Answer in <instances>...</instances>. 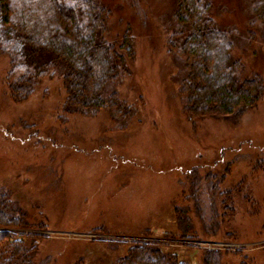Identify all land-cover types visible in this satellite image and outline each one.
I'll return each mask as SVG.
<instances>
[{"label":"rangeland","instance_id":"obj_1","mask_svg":"<svg viewBox=\"0 0 264 264\" xmlns=\"http://www.w3.org/2000/svg\"><path fill=\"white\" fill-rule=\"evenodd\" d=\"M98 1L109 11L108 38L127 28L134 49L117 84L131 108L124 127L106 115L56 118L57 74L12 101L0 56V190L19 209L6 213L28 225L17 231L43 235L32 260L112 264L132 243L154 240L188 264H203L205 249H218L221 264H264V96L238 119L182 116L179 64L164 46L175 0ZM244 8L212 0L211 14L242 37ZM238 41L232 54L243 74L264 82V45ZM192 154L195 163H184Z\"/></svg>","mask_w":264,"mask_h":264},{"label":"trees","instance_id":"obj_2","mask_svg":"<svg viewBox=\"0 0 264 264\" xmlns=\"http://www.w3.org/2000/svg\"><path fill=\"white\" fill-rule=\"evenodd\" d=\"M244 2L249 19L243 36L237 37L236 27L227 30L214 20L212 0H175L174 28L164 46L169 59L179 64L175 92L182 116L238 119L261 102L263 79L245 76L240 60L232 54L239 39L252 47L264 45V0ZM108 14L98 0H0V56L6 60L2 83L9 98L24 101L45 77L57 74L63 101L56 118L106 115L115 126L124 127L131 108L119 99L117 84L130 66L134 49L127 28L119 38H108ZM192 155L184 163H195ZM205 176L213 178V172ZM9 202L0 190V264H48L50 255L32 260L35 241L43 235L17 231L28 225L21 216L12 215L19 209ZM221 259L218 249L204 250L203 264H221ZM112 264L188 263L158 242L145 240L132 243Z\"/></svg>","mask_w":264,"mask_h":264}]
</instances>
